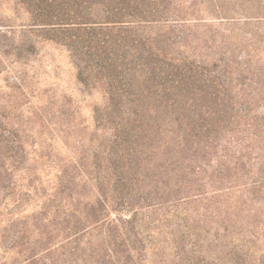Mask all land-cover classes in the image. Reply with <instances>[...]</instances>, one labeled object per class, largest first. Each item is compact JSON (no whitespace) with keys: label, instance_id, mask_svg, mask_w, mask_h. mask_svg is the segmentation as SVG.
Segmentation results:
<instances>
[{"label":"trees","instance_id":"obj_1","mask_svg":"<svg viewBox=\"0 0 264 264\" xmlns=\"http://www.w3.org/2000/svg\"><path fill=\"white\" fill-rule=\"evenodd\" d=\"M209 1L221 19L233 18L229 16L231 9L226 10L220 0ZM27 2L33 21L42 26L41 31L62 38V42L54 36H48V40L60 41L71 50L79 79L88 84L84 75L92 70L109 84L112 109L102 121L111 124L107 131L110 141L107 150L97 152L91 163L77 166L80 177L98 188L100 196L93 205L82 196H73L75 187L71 189L70 185L77 176L69 174L68 165L56 162L57 156L52 159L50 153L44 161L54 166L44 171H55L57 185L52 194L43 188L38 172V187L37 178H31L27 193L41 188L42 196H26L22 202L25 204L19 207L20 199L16 197L0 201V264H59L61 259L64 264H150L152 257L158 264H168L182 256V248L178 246L181 242L183 249L190 247L187 252L192 256L185 253L187 258L206 261L214 257L210 253L212 245L207 244L203 251L200 234L202 224L211 221H216V235L211 243L219 246L228 242L237 255L232 258L219 253L215 255L219 258L214 257L211 264H264V202L260 200L264 196V113L253 112L255 103L264 100V73L256 69L251 72L249 58L237 60L236 63L244 64L236 74L237 87L240 80L246 84L239 91H243L244 100L234 101L230 69L234 62L231 58L226 62L227 51L209 60L208 55L204 58L198 52H167L165 46L149 49H141L138 44L131 46L127 43L130 33L134 43L143 40L135 31L119 36L122 29L133 27L132 21L157 20L168 24L172 16L176 28L192 19L202 22L203 8L195 9L200 0ZM242 9L252 10H248L250 18L264 17L261 6L239 3L237 12ZM204 22L209 24L211 19ZM111 30H118L115 40L102 35V31ZM178 32L184 33L178 29L177 38ZM200 42V39L192 41ZM170 44L174 47L176 42ZM179 45L186 48L189 44ZM210 49L208 46L207 51ZM186 98L195 101L188 111ZM236 104H241L243 115L234 120V129L254 113L244 123V130L251 134L237 130L225 140L224 124L232 122L234 116H229V110ZM154 113L155 120H151L148 115ZM217 114L224 117L214 116ZM0 123L5 126L0 129L7 131L8 138L18 143L11 152H0L1 159L6 160L0 172H9L10 176L1 184L0 173V188L15 191L17 182L13 174L22 168L29 170V162L37 156L32 153L38 150L31 147L30 131L26 130V142H21L20 136L14 137L15 132L4 125V120ZM160 133L163 136H158ZM249 139L250 144H245ZM27 144L29 150L25 149ZM102 160L106 162L103 169L98 164ZM124 170L134 172L132 177H124ZM209 170L213 172L210 175ZM138 174L152 178L156 196H146L149 190L143 196L138 195L137 188L132 191L129 187L126 194L131 196H106V191L109 194L111 189L103 185L122 182L135 187ZM172 175L175 180L169 182ZM61 193L63 196H58ZM74 198L79 200L76 205ZM192 199L207 200L204 212L174 209L170 215L165 214L169 222L176 215L181 217L183 224L178 229L173 223L166 224L164 215L159 218L152 215L160 207L177 206ZM82 202L84 211L78 210ZM31 204L33 207L28 209ZM244 229L251 231L248 241L242 234ZM206 231L211 228L207 227ZM97 232L100 240L96 238ZM156 238L160 241L155 244ZM52 254L58 255L55 258Z\"/></svg>","mask_w":264,"mask_h":264},{"label":"rangeland","instance_id":"obj_2","mask_svg":"<svg viewBox=\"0 0 264 264\" xmlns=\"http://www.w3.org/2000/svg\"><path fill=\"white\" fill-rule=\"evenodd\" d=\"M200 2L201 4L197 5L195 9L200 10V8H203L204 11L200 13L202 22H195L192 19L176 28L174 17L172 16L169 18L168 24L160 23L157 20L132 21L133 27L128 30L122 29L119 36L128 35V31H135L143 37V40L141 43H134V38L130 33L127 43L131 46L138 44V47L141 49H149L150 46H165L167 52H175L176 50L184 54L198 52L204 58L208 55L209 60L227 51L228 53L225 56L226 62L230 58L234 62L230 68L233 71V76L231 77L233 79L231 86L232 96L234 97V101H238L239 99L244 100L241 96L243 91H239L242 89V84L246 83L244 80H240V85L237 87L239 79L236 75L239 72L238 68H242L244 64L236 63V61H242L245 58L248 60L249 58L251 59L249 63L251 72L254 71L253 69H256L257 72L261 71L264 73V17L250 18L251 9H242L240 12H237L236 9L239 7V3H246L247 5L259 8L261 6V10H263L261 12L264 16V0H220V4L227 8L226 10L231 9L229 16L233 18L227 19L220 18L219 13L216 12L209 0H200ZM29 4L27 0H0V118H2L0 120H4V125H8V130L15 132L14 137L19 138L20 136L21 142H26V130L30 131V133L28 132L30 138L27 137L31 142V147H36L35 150L38 151L32 153V155L37 154V156L29 162V170L22 168L13 174L14 181L17 182L15 191H10V189L4 191L0 188V201L12 200V198L16 197L15 199H20L19 201L22 203L26 196H42L43 189L41 188L38 191L31 189L27 193L31 178L36 179V173L38 174V172H41L40 177H42L43 188L47 190V193L52 194L55 185H57V178L54 177L55 171L49 169L44 171L46 167L54 166H48L44 161L45 155L50 153L52 159L55 155L57 156L56 162L68 165L66 167H69V174L74 177L77 176V179L74 178L72 185H70L71 189L75 187L73 196H82L90 200L91 205H93L96 197L100 196L98 188L80 177V170L77 166L83 163H91L95 159L97 152L107 150L108 139L110 141V132L107 131L111 124L103 122L102 119L112 109L111 94L109 93L110 86L105 80L101 81L99 77H96L97 75L92 70L86 71L84 75V78L88 80V84L85 85L79 79V70L75 65V58L71 50L65 44L60 43V41L62 42V38L53 33L49 35L48 32L41 31L42 26L35 24L37 22L33 21L34 18L31 15ZM31 6L33 8V5ZM180 6L182 8L189 7V5ZM205 19H211V23H205ZM178 29L184 33L178 32L179 37L177 38L175 34H177ZM117 34L118 30L102 31V35L112 40L116 39ZM48 36L58 38L60 40L59 43L54 40H48ZM196 39L201 40L200 44L192 43ZM171 41L176 42L174 47L171 46ZM186 42L189 44L188 47H180V43ZM208 46H211L209 51H207ZM136 48L134 46L137 54ZM245 75L250 76L249 74ZM20 78H23L22 81L19 80ZM207 100L209 101V98ZM185 102H187L186 111H188L195 101L186 98ZM147 103L152 106V102L150 103L149 100ZM240 107L241 104H236L232 107L233 109L229 110V116L234 117L231 119V123L224 124L223 137L225 140L233 137L237 130L243 131L246 120L255 115L251 113L248 118L243 119L242 125L234 129V120L243 115ZM253 112L264 113V100L255 103ZM161 114L162 111H160ZM214 116L224 117L219 114ZM148 117H151V120H155V113L149 114ZM2 124L0 123V127H5ZM244 132L247 135L251 134L247 130H244ZM161 135L162 133L158 136ZM6 140L10 142V145ZM250 141V139L247 140L245 144L249 145ZM17 145L18 143H13L12 138H8L7 131L4 132L0 129L1 153L11 152L13 146L15 148ZM136 148L142 150L140 147ZM25 149H28V144L27 148L25 145ZM14 150L15 152L18 151V149ZM41 156H44V158ZM1 158L0 166H4V161L6 160ZM98 164L103 169L106 162L102 160ZM88 172H91V169ZM123 172L124 177L128 176L130 178L132 177V173H134L129 170L127 172L124 170ZM0 173L2 176L1 184H4L3 179L10 178L8 176L9 172L1 171ZM211 173H213L212 170H209L208 174L210 175ZM157 176L159 178L158 174ZM138 178L139 180H134L135 187L124 185L122 182H119L117 185L113 184L112 186L108 184L103 185L104 188L109 187L111 189V193L109 194L106 191V196H131V193L126 194V187H129L132 191L134 188H137V192L140 193L135 194L138 195L142 194L143 196L144 192L149 190L152 193L149 194L148 192L146 196H156V187H154L152 178H143L140 174H138ZM38 180L40 178H37V181H35L37 187L39 185ZM174 180V175H172L169 182ZM164 185L167 186L168 184ZM158 187H161V185H158ZM124 189L125 191H122ZM62 194L58 196H63ZM66 194L64 196H67ZM263 198L264 196L260 198L262 202H264ZM19 201H17L18 207L25 204V202L21 204ZM77 203H79V200L74 198V205ZM80 204L81 206L78 210L84 211L85 203L82 202ZM206 204L207 200L199 199L195 201L192 199L191 201L182 202V204L177 206L165 205L158 208V211L153 212L152 215L155 218L163 215L165 217L166 213L170 215L174 209L181 211L201 209V212L202 210L204 212L206 208L204 205ZM33 205L31 204L28 209H31ZM10 206L13 207V205ZM18 209L16 208V210ZM165 219L164 222L166 224L173 223L175 229H178L183 224L179 215H176L171 222H169V218L165 217ZM192 220H194V217ZM215 223L211 221L202 224L201 228H203V232L200 236L202 237L201 244L203 245V251L207 249L206 245L208 244L209 246L212 245L210 253L214 254V257L219 258L215 255H219L220 253L221 255L236 258L237 255L232 251L233 247L228 245V242L219 246L211 243L214 235H216ZM207 227L211 228V231H206ZM180 229L183 232L185 230L184 227ZM242 234L245 237V241H248L251 231L244 229ZM96 238L101 239L98 232L96 233ZM159 241L160 238H156L154 243L156 244ZM182 244V242L178 244L182 248L180 251L182 256L177 257L175 260L171 259L168 264H192L195 261L199 264L212 263L214 257L206 261H201V258L190 260L185 256L190 247L188 245L186 249H183ZM52 255L56 258L55 255L58 254ZM189 256L192 255L189 254ZM154 259L156 258L152 257V263L150 264H158ZM59 264H64V261L61 259Z\"/></svg>","mask_w":264,"mask_h":264}]
</instances>
